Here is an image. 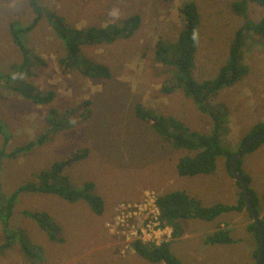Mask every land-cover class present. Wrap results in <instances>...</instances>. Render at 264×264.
<instances>
[{
  "label": "rangeland",
  "instance_id": "1",
  "mask_svg": "<svg viewBox=\"0 0 264 264\" xmlns=\"http://www.w3.org/2000/svg\"><path fill=\"white\" fill-rule=\"evenodd\" d=\"M238 0H194L200 16L197 50L192 76L197 82L213 80L227 68L229 42L246 21L233 10ZM44 9L63 16L75 30L102 27L137 14L140 26L128 39L82 49L90 64L109 70V79H90L77 72L64 73L59 60L64 48L46 20L27 33L20 32L23 45L39 58L33 61L30 80L42 92H53L49 106L34 105L8 91L0 81V152L9 153L37 138L46 130L47 110L61 115L73 113V126L55 134L48 142L14 158L0 162V199L18 186L37 182V174L52 164L88 151L86 158L65 170L72 189L87 182L103 201V213L95 215L85 202L69 203L57 196L23 194L19 197L11 225L19 237L0 252V264H152L135 253L132 244L140 239L159 244L171 241V251L183 264H254L257 248L248 231V211L223 214L214 222H183L184 233L171 239L170 229L158 230L151 199L169 192L184 191L201 205L235 204L240 197L238 182L230 175L226 159L217 158L213 174L180 177L176 165L192 155L165 142L149 122L134 113L135 104L163 117H173L202 133L211 131V116L201 113L181 89L170 94L173 71L155 58L156 44H175L182 29L181 0H39ZM248 18L259 22L264 8L248 4ZM28 0H0V72L21 61L22 52L10 33V24L20 28L33 21ZM45 17V15H44ZM248 40L244 58L249 72L222 89L207 102L220 112L225 130L223 149L238 151L244 136L264 124V41ZM231 72L229 71V74ZM6 88H4V87ZM7 142H6V141ZM240 170L248 177L259 216L264 215V144L240 158ZM129 207V208H128ZM128 208V209H127ZM44 211L60 242L51 241L23 211ZM148 219V220H147ZM218 223L231 231L232 244L209 246L204 238ZM25 237L38 256L29 260L21 249ZM4 241L0 224V244Z\"/></svg>",
  "mask_w": 264,
  "mask_h": 264
},
{
  "label": "trees",
  "instance_id": "2",
  "mask_svg": "<svg viewBox=\"0 0 264 264\" xmlns=\"http://www.w3.org/2000/svg\"><path fill=\"white\" fill-rule=\"evenodd\" d=\"M175 1V0H163ZM179 14L182 18V29L178 34L175 44H168L159 41L156 44V60L170 67L173 71L171 85L164 87L165 93L170 94L174 90L181 89L187 97H190L197 109L211 116V131L200 133L190 130L184 124L173 117H163L154 114L150 110H145L140 104H135V115L146 122H149L156 133L176 150L187 151L192 155L184 156L178 160L176 165L177 174L180 177H195L210 175L215 172L217 158L223 156L226 159V167L232 176L228 161L234 153L225 151L221 143V134L225 130V125L220 112H212L207 102L210 98L222 89L230 87L239 80L237 77H244L248 74V67L242 65V52L246 48L248 40L258 42L264 41V15L259 22L248 18V4L254 3L264 8V0H238L233 3V10L238 16H242L246 22L235 30L229 42L226 54L227 68L223 69L216 77L209 81L197 82L192 76L194 54L197 50L199 34L200 16L194 0H181ZM33 14L36 18L28 26L29 29L35 27L42 19L46 20L52 27L56 36L60 39L65 50L64 56L59 60V65L64 73L69 71L77 72L83 77L92 79H109V70L100 65L90 64L85 59L81 51L84 47H93L103 44H113L121 39H128L138 28L140 16H130L116 23H108L102 27L94 25L81 30L72 29L63 16L56 14L55 11L44 9L39 0H28ZM45 15V17H44ZM15 22L10 24V32L13 34L14 41L22 52L21 61L12 64L8 69L0 72V81L5 78L9 87H4L8 91L15 93L34 105L46 106L54 99L53 92H42L38 90L31 80H28L32 73L30 71L33 61L43 65V62L36 58L27 49L19 38L20 28H14ZM23 33H27L26 29ZM249 41V42H250ZM229 71L231 72L229 74ZM1 88V86H0ZM73 113L58 115L55 109H50L46 117V130L43 134L26 143L15 150L4 153L0 152V162L4 158H14L31 151L38 145L48 142L56 133L67 130L73 126L70 118ZM0 123V129H1ZM264 131L263 125L254 127L248 135L241 140L238 151L242 149L252 137ZM6 141V140H5ZM7 142V141H6ZM264 143V137L257 140L246 153L253 152ZM88 151L77 152L73 156L66 157L60 162L52 164L49 169L42 170L37 174L36 183H29L18 186L11 194L6 195V199H0V224L4 234V241L0 244V252L11 247L12 242L18 234L15 232L11 221L19 197L23 194H51L69 203L79 201L85 202L95 215L103 212L102 199L94 194V184L84 183L79 189H72L67 181L65 170L78 160L84 159ZM240 160L237 161L239 169ZM255 210L260 213L257 202L252 190H248ZM154 205L157 209V217L152 222H157V229H170L172 240L180 238L184 233L183 222L198 220L204 222H214L223 214L229 212H240L246 207L242 195H240L236 205L215 204L212 206H202L195 196H189L184 191L169 192L165 195L156 197ZM22 216L33 220L37 227L46 233L48 238L54 242H60L57 237V230L53 226L47 212L44 211H23ZM148 220V219H147ZM264 231V215L261 218ZM224 226V225H223ZM209 234L204 238V243L209 246L232 244L231 231L218 223ZM249 231L254 235L259 244L258 231L254 224L249 227ZM21 249L29 260H34L33 253L38 256V248L30 247L29 241L22 237L20 239ZM136 254L152 264H183L171 251V241H162L159 244L145 243L137 239L132 244ZM33 252V253H30ZM257 251L252 256L257 257ZM261 264H264V249Z\"/></svg>",
  "mask_w": 264,
  "mask_h": 264
},
{
  "label": "water",
  "instance_id": "3",
  "mask_svg": "<svg viewBox=\"0 0 264 264\" xmlns=\"http://www.w3.org/2000/svg\"><path fill=\"white\" fill-rule=\"evenodd\" d=\"M264 137V132L258 135H255L254 137H252L250 139V141L247 142L246 145L243 146V148L234 156L229 160V166L230 169L232 171L233 177L235 178L236 181H238L241 185V192H242V196L244 198V201L248 207V209L251 211V214L253 216V222L258 230V234H259V251H258V256L256 259V264H260L261 263V259L263 257V249H264V232H263V228L259 219V216L257 215V212L255 211L251 201H250V197L247 193V183L245 178L242 176V174L237 170V160L244 154V152L250 147L252 146L257 140H259L260 138Z\"/></svg>",
  "mask_w": 264,
  "mask_h": 264
},
{
  "label": "clouds",
  "instance_id": "4",
  "mask_svg": "<svg viewBox=\"0 0 264 264\" xmlns=\"http://www.w3.org/2000/svg\"><path fill=\"white\" fill-rule=\"evenodd\" d=\"M249 4H250V3H249ZM251 4H252V3H251ZM253 4H254V3H253ZM256 5H257V4H256ZM258 6H259V5H258ZM260 7H261V6H260ZM134 15H137V14H134ZM134 15H131V16H134ZM129 17H130V16H129ZM35 18H36V15L34 14L33 20H34ZM127 18H128V17H127ZM242 18H243V17H242ZM243 19H244V18H243ZM42 20H44V19H42ZM40 21H41V20H40ZM40 21H39V22H40ZM39 22H38V23H39ZM245 22H246V21H245ZM245 22H244V23H245ZM244 23H243V24H244ZM29 25H30V23L23 25V26L21 27V32H24L25 29H26L27 32H29L31 29L35 28V27H33V28L29 29V28H28ZM36 26H37V25H36ZM139 26H140V24H139ZM139 26H138V28H139ZM71 28H72V27H71ZM138 28H137V29H138ZM137 29H136L135 31H137ZM135 31H134V32H135ZM10 33H11V32H10ZM54 33H55V32H54ZM84 48H85V47H84ZM27 49H28V48H27ZM29 50H30V49H29ZM245 50H246V48H243V50H241V52H242V60H243L242 65H243V66H247V65L245 64V63L247 62V60L244 58L245 53H246ZM30 52H31V50H30ZM64 53H65V50H64ZM81 54H82V51H81ZM88 61H89V60H88ZM247 67H248V66H247ZM5 69H6V68H5ZM248 72H249V68H248ZM246 76H247V75H246ZM246 76H244V77H246ZM244 77H243V78H244ZM30 78H31V77H30ZM30 78H29L28 80H30ZM90 79H92V78H90ZM99 79H100V78H99ZM53 100H54V99H53ZM53 100H52V102H53ZM52 102H51L50 104H52ZM50 104H48V105H46V106H49ZM38 106H40V105H38ZM42 107H44V106H42ZM50 109H54V108L50 107V108L47 110V113H48V111H49ZM55 111H56V110H55ZM56 113H57L58 115H61L60 112H57V111H56ZM258 125H263V126H264L263 123H260V124H258ZM256 126H257V125H256ZM256 126H255V127H256ZM187 128H188V127H187ZM69 129H70V128H69ZM69 129H67V130H69ZM189 129H190V128H189ZM252 129H253V128H252ZM252 129H251V130H252ZM190 130H191V129H190ZM251 130H250V131H251ZM64 131H66V130H64ZM64 131H60V132H58V133H61V132H64ZM193 131H195V130H193ZM197 132H198V131H197ZM263 132H264V131H263ZM263 132H261V133H263ZM58 133H56V134H58ZM200 133H202V132H200ZM207 133H209V132H207ZM261 133H259V134H261ZM202 134H204V133H202ZM257 135H258V134H257ZM260 139H262V138H260ZM246 144H247V143H246ZM246 144H245V145H246ZM263 144H264V143H263ZM263 144H262V145H263ZM243 146H244V145H243ZM243 146H242V148H243ZM260 146H261V145H260ZM260 146H259V147H260ZM250 147H251V146H250ZM250 147H249V148H250ZM259 147H258V148H259ZM249 148H248V149H249ZM258 148H257V149H258ZM248 149H247V150H248ZM257 149H256V150H257ZM247 150L244 152L243 155L246 154ZM239 151H240V150H239ZM239 151L235 152L234 155H233V157H234ZM254 151H255V150H254ZM243 155H242V156H243ZM242 156H241V157H242ZM241 157H240V158H241ZM231 158H232V157H231ZM231 158H230V159H231ZM240 158H239L238 160H240ZM230 159H229V160H230ZM238 160H237V161H238ZM240 163H241V162H240ZM228 165H229V161H228ZM229 167H230V166H229ZM48 169H49V168H48ZM46 170H47V169H46ZM230 170H231V169H230ZM237 170L242 174V176H243V177L245 178V180H246V183H247V193H248V195H249L248 190H249L250 188H249L248 177H247L245 174L242 173V171L240 170V165H239V169L237 168ZM231 173H232V171H231ZM232 177H233V174H232ZM234 179H235V178H234ZM236 182H238V181H236ZM238 184H239V187H240V195H242V192H241V185H240L239 182H238ZM250 190H251V189H250ZM43 195H44V194H43ZM46 195H51V194H46ZM53 196H55V195H53ZM160 196H161V195H160ZM157 197H158V196H157ZM242 197H243V196H242ZM249 197H250V195H249ZM155 199H156V197L151 199V204H152V207H153V210H154L155 214H157L158 211H157V209H156V207H155V205H154ZM243 199H244V198H243ZM237 201H238V200H237ZM237 201H236L235 204H226V205H236V204H237ZM250 201H251V197H250ZM79 202H83V201H79ZM244 202H245V201H244ZM251 203H252V201H251ZM245 205H246V203H245ZM252 205H253V203H252ZM253 207H254V205H253ZM128 208H129V207H128ZM128 208H127V209H128ZM254 209H255V207H254ZM244 210L248 211L249 216H250V223H249L248 226H247V229H248V231H249V227H250L252 224H254V222H253L254 220H253V216H252V214H251V211L248 209L247 205H246V207H244V208L242 209V211H240V212H235V213H242V212H244ZM28 211H29V210H28ZM255 211H256V210H255ZM256 212H257V211H256ZM102 213H103V212H102ZM229 213H234V212H229ZM229 213H226V214H229ZM157 215H158V214H157ZM257 215L259 216L258 212H257ZM97 216H98V215H97ZM99 216H100V215H99ZM23 217H24V216H23ZM156 217H157V216H156ZM156 217H155V218H156ZM220 217H221V216H220ZM262 217H263V216H262ZM262 217L259 216L260 222H261V218H262ZM156 223H157V222H156ZM223 225H224L225 228H226V225L221 223V226L224 228ZM254 225H255V224H254ZM261 225H262V224H261ZM156 226H157V225H156ZM215 226H216V225H215ZM215 226H214V227H215ZM155 228H156V227H155ZM262 228H263V227H262ZM166 229H168V228H166ZM158 230H161V229H158ZM164 230H165V229H164ZM257 231H258V230H257ZM170 232H171V231H170ZM249 232H250V231H249ZM263 232H264V231H263ZM250 233H251V232H250ZM251 234H252V233H251ZM252 236H254V235L252 234ZM254 239H255V237H254ZM258 239H259V234H258ZM255 240H256V239H255ZM256 242H257V241H256ZM215 246H216V245H215ZM257 249H258V251H259V244H258V242H257V248L254 250V252L257 251ZM257 256H258V253H257ZM262 258H263V257H262ZM254 259H255L254 264H256V259H257V257L255 258V256H254ZM261 261H262V259H261ZM260 264H261V263H260Z\"/></svg>",
  "mask_w": 264,
  "mask_h": 264
}]
</instances>
